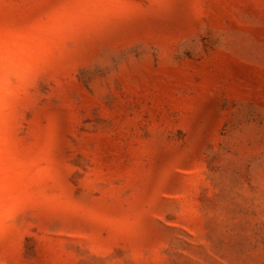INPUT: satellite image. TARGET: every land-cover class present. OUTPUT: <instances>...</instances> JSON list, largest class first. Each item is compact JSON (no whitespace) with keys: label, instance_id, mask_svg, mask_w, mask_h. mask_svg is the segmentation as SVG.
<instances>
[{"label":"rangeland","instance_id":"rangeland-1","mask_svg":"<svg viewBox=\"0 0 264 264\" xmlns=\"http://www.w3.org/2000/svg\"><path fill=\"white\" fill-rule=\"evenodd\" d=\"M0 264H264V0H0Z\"/></svg>","mask_w":264,"mask_h":264}]
</instances>
